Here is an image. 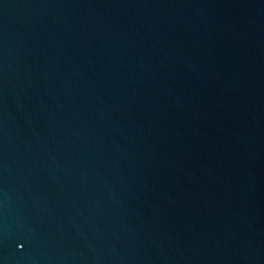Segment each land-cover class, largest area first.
Listing matches in <instances>:
<instances>
[{
  "label": "water",
  "instance_id": "1",
  "mask_svg": "<svg viewBox=\"0 0 264 264\" xmlns=\"http://www.w3.org/2000/svg\"><path fill=\"white\" fill-rule=\"evenodd\" d=\"M0 264H264V0H0Z\"/></svg>",
  "mask_w": 264,
  "mask_h": 264
}]
</instances>
